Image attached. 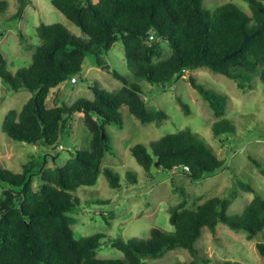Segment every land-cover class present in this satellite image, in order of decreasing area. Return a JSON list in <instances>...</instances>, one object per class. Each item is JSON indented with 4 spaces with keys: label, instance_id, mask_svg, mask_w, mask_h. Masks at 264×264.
<instances>
[{
    "label": "trees",
    "instance_id": "trees-1",
    "mask_svg": "<svg viewBox=\"0 0 264 264\" xmlns=\"http://www.w3.org/2000/svg\"><path fill=\"white\" fill-rule=\"evenodd\" d=\"M247 1L251 14L234 3L211 10L204 7L203 0H52L86 37L73 33L63 22H41L36 28L41 42L34 49L33 60L16 72L8 68L0 48L2 80L14 90L32 92L21 109H11L6 115L3 131L7 135L55 146L67 127V119L79 111L84 112L91 132L89 148L78 149L62 166H47V157H34L19 172L0 167V180L10 185L0 196V264H145L147 258L163 257L177 247L188 249L194 258L175 264H199L197 242L206 226L215 233L219 222H224L251 238L264 230V197L259 193L243 212L233 216L227 214L232 203L228 197H208L195 202L196 208L187 206L185 199L170 209L173 230L153 226L144 238H110L111 245L123 256L101 257L102 240L108 234L77 236L72 228L75 219L67 212L80 208L84 202L80 188L96 185L102 171L111 187L121 186L120 175L110 166L103 167L108 151L113 150L107 124L123 125L122 105H128L143 123H161L169 115L163 109H148L143 86L117 71L114 75L123 82L119 89L107 90L94 84V98L82 96L72 103L47 105L53 88L82 74L89 52L102 66V54L119 40L133 74L161 86L186 70L201 67L238 80L241 88L254 75L264 81V30L250 37L237 54L224 58L238 49L264 18V0ZM29 3L31 0H20L13 20L22 18ZM8 6V0H0V14ZM151 30L158 40L150 39ZM19 35L27 49L34 47L27 43L24 32ZM164 43L171 49L166 56ZM191 80L220 117L213 123L214 133L221 134L225 127H232L225 117L227 97L206 88L193 75ZM178 101L189 113V105L181 97ZM130 151L147 171L155 165L180 169L193 180H202L224 168V160L190 127L163 135L152 141L150 148L137 143ZM36 175L42 179L37 188L33 185ZM257 246L264 255V242ZM221 264L243 263L226 260Z\"/></svg>",
    "mask_w": 264,
    "mask_h": 264
},
{
    "label": "rangeland",
    "instance_id": "rangeland-1",
    "mask_svg": "<svg viewBox=\"0 0 264 264\" xmlns=\"http://www.w3.org/2000/svg\"><path fill=\"white\" fill-rule=\"evenodd\" d=\"M8 2L7 11L0 14V48L12 72L28 67L32 62L34 49L41 42L36 32L41 22H63L73 33L86 37L81 27L57 9L52 0H31L20 20H13L20 0ZM227 3L237 4L247 13H252L247 0H203L204 7L211 10ZM20 31L26 35L27 43L34 46L32 49H27L22 42ZM164 47L166 56L171 49L167 43ZM102 58L103 65H109V71L99 65L94 53L89 52L82 74L76 76L78 79L69 78L58 89H52L47 105L52 107L64 101L72 103L82 96L94 98V84L107 90L119 89L123 82L114 75L113 72L117 71L129 81L143 86L148 109H163L169 117L161 123H143L131 113L128 105H122L120 118L123 125L107 124L113 150L108 151L103 167L110 166L120 175L121 186L111 187L102 171L96 185L80 188L79 192L84 197L80 208L67 212L75 219L72 228L77 236L96 232L108 234L102 240L101 257L123 256L120 249L111 245L110 238H144L150 235L153 226L173 230L170 209L185 199L187 206L196 208L195 202H202L208 197H228L232 203L227 214L233 216L244 211L255 193L264 197V81L259 75H254L251 81H247V86L241 88L238 80L201 67L186 70L177 79L161 86L133 74L122 40L104 52ZM192 75L206 88L227 97L225 117L232 127H225L221 134H215L213 130V123L220 117L193 85ZM31 95L28 89H12L0 76V167L3 169L22 171L24 164L34 157L36 160L47 157V166H62L78 149L89 148L91 132L83 111L67 119V127L55 146L20 141L7 135L3 131L6 115L11 109H21ZM178 97L189 105V113ZM186 127L196 132L224 160L222 170L202 180H193L180 169L169 170L156 165L147 171L130 151L131 146L137 143L150 148L152 141ZM41 183L40 175H36L34 187H39ZM248 185L251 187H246ZM8 187V183L0 180V196ZM88 190L91 194L89 198ZM258 242H264V230L251 238L245 231L235 230L224 222H219L215 233L206 226L197 242L201 257L199 264H221L226 260L264 264ZM193 258L188 249L177 247L163 257L147 258L145 264H175Z\"/></svg>",
    "mask_w": 264,
    "mask_h": 264
},
{
    "label": "water",
    "instance_id": "water-1",
    "mask_svg": "<svg viewBox=\"0 0 264 264\" xmlns=\"http://www.w3.org/2000/svg\"><path fill=\"white\" fill-rule=\"evenodd\" d=\"M262 30H264V18L261 20V25L259 26V28H257L253 33H251V34H247V35L244 37L241 46H240L238 49H235V50L229 52L224 58H229V57H232L233 55L237 54L240 50H242L244 43H245L250 37H252V36H254V35L260 33ZM102 68L105 69V70H107V71H109V65H103ZM190 78H192V76H190ZM55 160H56V159L54 158V161H55Z\"/></svg>",
    "mask_w": 264,
    "mask_h": 264
},
{
    "label": "built area",
    "instance_id": "built-area-1",
    "mask_svg": "<svg viewBox=\"0 0 264 264\" xmlns=\"http://www.w3.org/2000/svg\"><path fill=\"white\" fill-rule=\"evenodd\" d=\"M155 33H154V31H151L150 32V39L152 40V39H155Z\"/></svg>",
    "mask_w": 264,
    "mask_h": 264
},
{
    "label": "crops",
    "instance_id": "crops-1",
    "mask_svg": "<svg viewBox=\"0 0 264 264\" xmlns=\"http://www.w3.org/2000/svg\"><path fill=\"white\" fill-rule=\"evenodd\" d=\"M62 86V84L61 85H58L57 87H55V88H53V89H58L59 87H61Z\"/></svg>",
    "mask_w": 264,
    "mask_h": 264
}]
</instances>
